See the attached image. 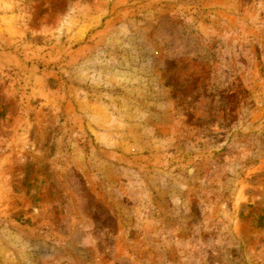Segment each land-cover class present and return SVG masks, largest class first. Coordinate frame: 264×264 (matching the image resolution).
<instances>
[{"label":"rangeland","instance_id":"374dc122","mask_svg":"<svg viewBox=\"0 0 264 264\" xmlns=\"http://www.w3.org/2000/svg\"><path fill=\"white\" fill-rule=\"evenodd\" d=\"M0 264H264V0H0Z\"/></svg>","mask_w":264,"mask_h":264}]
</instances>
